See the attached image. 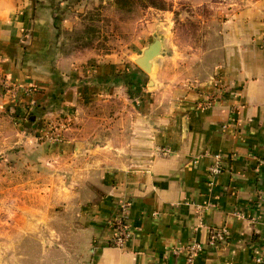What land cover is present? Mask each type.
Listing matches in <instances>:
<instances>
[{
  "label": "crops",
  "instance_id": "0c3cea01",
  "mask_svg": "<svg viewBox=\"0 0 264 264\" xmlns=\"http://www.w3.org/2000/svg\"><path fill=\"white\" fill-rule=\"evenodd\" d=\"M74 1L0 0V74L21 86L17 142L37 182L0 264H186L195 242L193 264H264V0H197L202 41H169L146 85L129 59L69 47L85 21ZM123 211L131 237L110 245Z\"/></svg>",
  "mask_w": 264,
  "mask_h": 264
},
{
  "label": "rangeland",
  "instance_id": "374dc122",
  "mask_svg": "<svg viewBox=\"0 0 264 264\" xmlns=\"http://www.w3.org/2000/svg\"><path fill=\"white\" fill-rule=\"evenodd\" d=\"M196 1L121 0L120 4L117 0H107L105 3L101 0H88L86 4L74 1L83 10L78 12L85 15V21L78 27L80 29L76 35H73L76 31L66 32L65 39L68 40L69 47H78L81 54H110L136 64L135 60L143 49L159 38L163 51L154 62L159 61L166 57V53L172 52L169 50V41L188 50L189 45L196 46L202 41L204 30L199 16H209L210 8L197 5ZM169 26L173 28L170 29ZM65 52L71 51L67 49ZM146 74L143 82L145 85L149 76L155 81L157 70L154 67L151 74ZM0 76L7 79L4 75ZM9 83L0 87V233L11 228L5 225L6 220L12 222V219L24 213L19 205L29 197L26 190L37 186L35 178L28 177V173L33 175L36 172L29 168L30 163L29 166L26 163L27 154L22 152L25 147L17 142L18 114L16 115L15 102L19 94H22V89L14 81ZM32 93L33 89L30 88L23 91V94ZM27 117L28 115L24 118ZM53 121L56 120L49 122ZM38 139L40 142H52L46 138V132L39 135ZM4 245L0 242V249ZM15 246L12 250L18 255L30 249V243L19 242Z\"/></svg>",
  "mask_w": 264,
  "mask_h": 264
},
{
  "label": "built area",
  "instance_id": "2783aa9c",
  "mask_svg": "<svg viewBox=\"0 0 264 264\" xmlns=\"http://www.w3.org/2000/svg\"><path fill=\"white\" fill-rule=\"evenodd\" d=\"M1 75V74H0ZM10 84L8 79L5 77L0 76V87L6 86ZM213 96L209 97L207 99V102H209ZM206 102V103H207ZM205 103V104H206ZM70 124V120L68 118L64 120H56L52 123L49 122V124L46 126V138L50 141H55L61 138L62 133L65 129L68 128ZM164 153H167L168 150H163ZM217 162L214 164V166L211 168V173L213 177L215 178L223 171V166L221 162V158L219 155L216 156ZM213 183V181H212ZM125 209L126 206H123ZM113 236L109 240L110 245L123 247L127 240L131 237V231L128 226V220L127 217L123 211V213L119 214L113 219ZM219 240L223 241L225 240V234L224 232H218L213 231L212 237H211V244L215 245ZM202 250L201 244L195 242L188 248V258L186 264H193L195 256ZM259 261V259H258Z\"/></svg>",
  "mask_w": 264,
  "mask_h": 264
},
{
  "label": "water",
  "instance_id": "95a60500",
  "mask_svg": "<svg viewBox=\"0 0 264 264\" xmlns=\"http://www.w3.org/2000/svg\"><path fill=\"white\" fill-rule=\"evenodd\" d=\"M163 51L162 41L156 38L152 43H150L146 48L143 49L142 53L136 58L135 62L140 66L145 72L151 74L154 68V60L156 57L161 55ZM151 84H154V80L151 78Z\"/></svg>",
  "mask_w": 264,
  "mask_h": 264
},
{
  "label": "trees",
  "instance_id": "16d2710c",
  "mask_svg": "<svg viewBox=\"0 0 264 264\" xmlns=\"http://www.w3.org/2000/svg\"><path fill=\"white\" fill-rule=\"evenodd\" d=\"M118 1V3L120 4L121 3V0H117ZM153 5V4H152ZM11 108V107H10ZM15 112V111H14ZM16 115H17V112H16Z\"/></svg>",
  "mask_w": 264,
  "mask_h": 264
}]
</instances>
